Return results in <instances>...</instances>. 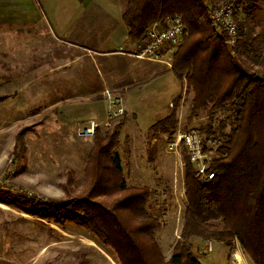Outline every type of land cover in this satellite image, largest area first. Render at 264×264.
Listing matches in <instances>:
<instances>
[{
    "label": "rangeland",
    "instance_id": "obj_1",
    "mask_svg": "<svg viewBox=\"0 0 264 264\" xmlns=\"http://www.w3.org/2000/svg\"><path fill=\"white\" fill-rule=\"evenodd\" d=\"M5 1L8 0H0V18L20 17V6L24 0H12L14 4L11 9L5 7ZM234 7L240 26L253 19L255 31L264 26V0H234ZM34 33L35 30L24 28L21 24L0 25V180L3 182L0 184V202L13 208L7 217L3 216L4 213L0 214L1 244L6 243L15 256L21 255L24 262L29 264H119L110 253L114 250L107 248L90 230L74 222L67 221L60 226L54 219L38 218L27 213L16 201L72 202L96 187V193L102 194H95L92 199L104 203L115 212L116 200L126 193H135L136 189L144 191L147 188L149 192L144 197L142 216L150 215L158 222L154 237L164 259L168 260L176 243L183 240L187 160L184 151L169 150L167 143L175 138L178 131L198 128L205 132L209 127L218 129L221 121L231 112L218 109L208 115L209 111L204 110L199 116H192V96L187 94V79L179 80L172 71H167L172 67L174 53L185 41L186 32L180 44L171 47L167 53H161L157 62L158 71L165 75L153 79L141 91L132 90L128 94L115 91L124 100L127 95L125 107L137 113L141 131L135 127L136 115L133 111L126 110L124 115L113 119L109 125L104 124L105 118H98L103 137L107 136L108 131L112 133L119 127L117 144L111 148L113 155L117 153L120 157L122 172L119 176L104 155L98 161L90 157L96 148V136L89 141L77 135L79 122L85 120L77 119L74 127V120L68 118L77 110L75 105L84 102L88 95L36 93V89L41 87L39 85L45 89L58 85V78L53 74L45 76L47 73L43 72L44 77L39 79L36 70L30 69L38 64L42 55V63L53 66L67 62L53 61L56 54L73 58L76 53L86 51L50 40L47 35L37 42L32 37ZM240 49L242 51V47ZM130 51H126L127 57L138 59L129 54ZM243 57L240 55L241 59ZM126 64L118 59L112 62L113 81H118L125 69L128 71L131 67V71H136L135 64ZM71 65L68 63L62 67L65 69ZM88 65L87 60H79L78 72L68 71V78L63 79L65 84L68 82L70 87L78 82L76 76L79 77V85L86 80L82 75H90V80L94 79ZM48 66H45L46 72ZM148 72L152 74L154 70L148 69ZM122 76H125V72ZM71 80L75 82L71 83ZM103 96L102 91L93 98ZM57 101L58 106L52 107ZM169 101L172 102L170 107ZM210 108L211 104H208L207 109ZM166 110L168 112L164 115ZM172 112L178 118L174 134L163 132L160 126L152 127ZM233 118L231 116V120ZM225 123L223 133L218 131L207 135L219 141L220 147L234 125L229 120ZM97 177L99 183L96 182ZM123 181L130 190L117 191ZM118 209L116 213L127 223L131 218L134 220L140 216V210L136 208L131 209V213ZM106 224L109 233H112L108 220ZM189 242L193 255L202 264H255L238 239L231 245L200 237H194Z\"/></svg>",
    "mask_w": 264,
    "mask_h": 264
},
{
    "label": "trees",
    "instance_id": "obj_2",
    "mask_svg": "<svg viewBox=\"0 0 264 264\" xmlns=\"http://www.w3.org/2000/svg\"><path fill=\"white\" fill-rule=\"evenodd\" d=\"M221 2H123L122 20L128 37L136 42L153 23L163 21L168 15H182L186 37L173 55L171 70L179 80L187 79V94L192 96V116L204 110L209 111L208 115L218 109L231 111L218 129L209 127L205 132L196 129L207 136L218 131L223 133L228 120L234 124L211 163L210 171L215 172L213 179L202 181L184 153L187 203L181 233L183 240L176 243L168 260L164 259L154 237L158 222L150 215L142 216L144 197L149 192L147 188L144 191L136 189L135 193H126L116 200L115 212L92 199L95 194H102L96 193V187L72 202L44 203L25 199L15 200L17 205L38 218L54 219L60 226L69 221L90 230L107 248L114 250L110 253L119 264H202L192 253L189 240L194 237L215 239L228 245L238 239L255 264H264V26L255 31L254 19L241 26L238 22V39L231 49L227 35L213 28L207 13L210 4ZM240 55H244L243 59ZM257 74L262 79H257ZM208 104H211L210 110ZM231 116L234 117L232 120ZM177 124L178 118L172 112L152 127L160 126L163 132L174 134ZM99 128L96 148L90 157L98 161L104 155L119 176L122 172L120 157L111 151L117 144L119 127L112 133L108 131L106 137ZM98 177L96 182L99 183ZM120 186L117 191L130 190L124 181ZM135 208L140 210V219L131 218L129 223L116 213V209L131 213L130 210ZM106 220L111 224L112 233L107 229Z\"/></svg>",
    "mask_w": 264,
    "mask_h": 264
},
{
    "label": "crops",
    "instance_id": "obj_3",
    "mask_svg": "<svg viewBox=\"0 0 264 264\" xmlns=\"http://www.w3.org/2000/svg\"><path fill=\"white\" fill-rule=\"evenodd\" d=\"M123 2L124 0H24L20 6V17L0 18V25L21 24L24 28L35 30L36 33L32 34V37H35L37 42L45 39V35H47L50 40L86 51L76 53L73 58H65L56 54L53 56V61L67 62L64 64L56 63L53 66L43 64L41 61L43 60L42 55L38 64L30 68L32 71L36 70L39 79L44 77L43 72L44 74L47 73L45 76L53 74L52 76L58 78V85L50 86L48 89L39 85L41 87L36 89V93L88 95L84 102L80 105H75V109L77 110L73 114L68 115V118L74 120V124L77 119L98 120V118H106L108 104L105 96L93 98V95L101 94L104 89L108 88L114 92L118 91L128 94L132 90L141 91L142 88L148 87L153 79L165 75L158 71L159 64L157 62L159 61L127 57L126 51H133L137 42L132 41L128 37L127 27L122 20ZM13 4L12 0L5 1L6 8L12 7ZM81 59L88 61L89 65L87 67L90 69L94 79L90 80V75L81 74L83 77H86V80L82 81V85H79V77L76 76L75 79L78 82L71 80V83L73 81L75 83H72L68 87V82L65 84L63 79L68 78L66 73L70 70L78 72L76 68H78L77 65ZM115 59L120 60L123 64L127 63L126 66L131 63L135 64L137 67L136 71H131V67L130 69L128 68V71L125 69L122 72V74L125 72V76L123 77L121 74L118 81H113L114 71L111 64ZM68 63L72 64L71 67L64 69L62 66L66 67ZM100 65H102V68H100ZM45 66H48L47 72ZM126 66L124 65V68ZM148 69H153L154 72L151 74L148 72ZM167 71L171 72L172 70L169 68ZM167 71L165 72L167 73ZM126 99L127 95L124 105ZM171 103L169 101V107ZM54 106H58V101L52 104V107ZM125 109L133 111L130 108L127 109L125 107ZM168 110L164 112V115L167 114ZM133 114L136 115V118L137 113L133 111ZM64 115L67 114L64 113ZM134 124L140 131L142 130L137 118ZM9 210H13V208L0 202L1 215L4 213L3 216L7 217V215L11 214ZM0 264L29 263L24 262V258L21 255L20 257L15 256L13 250L7 248L6 243L1 244L0 239Z\"/></svg>",
    "mask_w": 264,
    "mask_h": 264
},
{
    "label": "built area",
    "instance_id": "obj_4",
    "mask_svg": "<svg viewBox=\"0 0 264 264\" xmlns=\"http://www.w3.org/2000/svg\"><path fill=\"white\" fill-rule=\"evenodd\" d=\"M208 16L213 28L227 35V44L232 49L238 39V23L235 18L234 0H224L218 4H210L207 8ZM186 27L180 14H172L163 21L153 23L145 32L141 40L137 41L135 49L129 54L139 58L160 61L161 53H167L171 47L180 44L185 36ZM108 108L104 121L109 125L113 119L124 115V98L117 92L106 88L103 90ZM100 121L95 119L79 122L77 127L78 137L92 141L96 136ZM219 141L207 137L198 129L178 131L175 138L168 141V149L177 152L184 151L202 181L215 177V172L210 171L211 163L219 152ZM3 182L0 180V184Z\"/></svg>",
    "mask_w": 264,
    "mask_h": 264
},
{
    "label": "water",
    "instance_id": "obj_5",
    "mask_svg": "<svg viewBox=\"0 0 264 264\" xmlns=\"http://www.w3.org/2000/svg\"><path fill=\"white\" fill-rule=\"evenodd\" d=\"M256 78H257V79H262V76H261L260 74H257V75H256Z\"/></svg>",
    "mask_w": 264,
    "mask_h": 264
}]
</instances>
